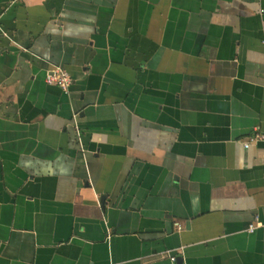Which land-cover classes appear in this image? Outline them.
Instances as JSON below:
<instances>
[{
    "label": "crops",
    "instance_id": "0c3cea01",
    "mask_svg": "<svg viewBox=\"0 0 264 264\" xmlns=\"http://www.w3.org/2000/svg\"><path fill=\"white\" fill-rule=\"evenodd\" d=\"M256 131L264 0H0V264H264Z\"/></svg>",
    "mask_w": 264,
    "mask_h": 264
},
{
    "label": "built area",
    "instance_id": "2783aa9c",
    "mask_svg": "<svg viewBox=\"0 0 264 264\" xmlns=\"http://www.w3.org/2000/svg\"><path fill=\"white\" fill-rule=\"evenodd\" d=\"M46 83L48 85H54L58 87L61 91L66 93L72 85V78L66 72L57 70L47 75ZM259 143H264V133L256 131L251 135L248 142L244 144V148L248 149L250 145ZM248 230L250 232L253 231V227H250ZM169 260L171 264H175L176 262L175 256H170Z\"/></svg>",
    "mask_w": 264,
    "mask_h": 264
},
{
    "label": "water",
    "instance_id": "95a60500",
    "mask_svg": "<svg viewBox=\"0 0 264 264\" xmlns=\"http://www.w3.org/2000/svg\"><path fill=\"white\" fill-rule=\"evenodd\" d=\"M103 200H104V198L101 199V203H102ZM175 258H176L175 264H178V258L177 257H175Z\"/></svg>",
    "mask_w": 264,
    "mask_h": 264
}]
</instances>
